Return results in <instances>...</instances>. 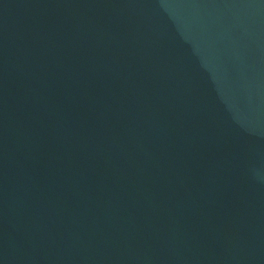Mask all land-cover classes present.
<instances>
[{
    "label": "water",
    "instance_id": "water-1",
    "mask_svg": "<svg viewBox=\"0 0 264 264\" xmlns=\"http://www.w3.org/2000/svg\"><path fill=\"white\" fill-rule=\"evenodd\" d=\"M0 264H264V0H0Z\"/></svg>",
    "mask_w": 264,
    "mask_h": 264
}]
</instances>
